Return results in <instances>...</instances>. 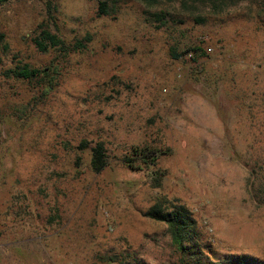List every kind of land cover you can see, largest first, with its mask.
I'll return each instance as SVG.
<instances>
[{
  "label": "rangeland",
  "instance_id": "rangeland-1",
  "mask_svg": "<svg viewBox=\"0 0 264 264\" xmlns=\"http://www.w3.org/2000/svg\"><path fill=\"white\" fill-rule=\"evenodd\" d=\"M54 1L50 31L89 41L21 119L13 108L31 92L1 73L52 61L31 42L44 0L0 4V264H177L164 224L143 216L156 197L190 213L204 264H264V26L252 6L159 25L137 0L104 16L100 0ZM134 146L162 154L130 168L122 160Z\"/></svg>",
  "mask_w": 264,
  "mask_h": 264
},
{
  "label": "trees",
  "instance_id": "trees-1",
  "mask_svg": "<svg viewBox=\"0 0 264 264\" xmlns=\"http://www.w3.org/2000/svg\"><path fill=\"white\" fill-rule=\"evenodd\" d=\"M9 0H0V4ZM119 0H113L111 6L108 1L100 0L96 4V16L108 15L113 12L115 5ZM148 8H156V11L147 12L153 22L164 25L169 20L181 16L189 17L194 23L200 24L206 20L209 13H221L237 6L239 3H249L254 12V20L264 26V0H137ZM46 20L41 21L31 39L35 49L40 53L51 52L52 61L48 65L31 67L28 64L15 65L2 71V77L8 81L16 82L18 85L25 86L31 92L29 99L25 103H20L13 108L12 116L21 119L27 110H34L39 104H43L47 99L50 91L54 89L57 83L58 71L61 68V62L72 53H81L86 49L88 38L74 39L65 41L57 32L49 29L48 23L52 21L56 12L54 0H44ZM171 9L177 11V14H171ZM0 34V43L2 41ZM199 49L194 48L186 52H196ZM171 56L177 59L180 54L171 52ZM63 64V63H62ZM62 69V68H61ZM85 144L80 145L84 148ZM90 168L93 172L98 173L106 166V157L103 144L96 142L90 149ZM158 150L150 149L147 146H134L124 156L122 162L130 168L154 167L157 158L161 155ZM260 166L262 164H259ZM152 187L157 188L160 185L162 174L157 170L151 172ZM253 169L250 170V177L253 179L257 176ZM255 197L264 203V187L258 189ZM143 216L164 224L170 245L178 253L177 264H204L203 246L200 243V235L196 232L194 221L190 213L182 206L170 207L168 202L162 197H156L154 202L143 212ZM206 247V246H205ZM108 261V258H106ZM222 264H261L255 260L244 258L243 256L231 257L223 261Z\"/></svg>",
  "mask_w": 264,
  "mask_h": 264
}]
</instances>
